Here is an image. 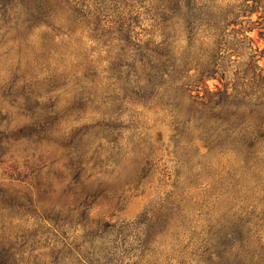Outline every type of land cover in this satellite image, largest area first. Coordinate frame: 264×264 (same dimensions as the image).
<instances>
[{
    "label": "trees",
    "instance_id": "16d2710c",
    "mask_svg": "<svg viewBox=\"0 0 264 264\" xmlns=\"http://www.w3.org/2000/svg\"><path fill=\"white\" fill-rule=\"evenodd\" d=\"M110 1L0 0V58L10 71L0 93L22 94L46 114L65 97L76 110L112 118L131 112L139 121L140 105L173 126L177 147L197 138L206 152L184 154L185 173L158 202L164 217L147 210L135 222L98 221L79 240L68 213L90 211L83 175L101 182L107 172L96 169L101 161L89 167L83 154L72 157L63 167L83 187L75 205L50 209L40 217L49 226L29 239L5 236L1 223L0 264H250L249 244L264 231V49L253 48L250 33L264 35V0H149L159 40L133 33L132 2L144 0H121L115 21L107 17ZM176 25L185 47L176 44ZM244 50L247 61L231 59ZM27 203L0 187V219ZM188 203L196 215L185 212Z\"/></svg>",
    "mask_w": 264,
    "mask_h": 264
},
{
    "label": "rangeland",
    "instance_id": "374dc122",
    "mask_svg": "<svg viewBox=\"0 0 264 264\" xmlns=\"http://www.w3.org/2000/svg\"><path fill=\"white\" fill-rule=\"evenodd\" d=\"M132 4L133 33L140 39L153 36L159 40L160 29L153 21L154 10L151 9L154 3L144 0L140 4ZM108 5L107 17L115 21L122 11L121 0H112ZM256 17L253 15L252 19ZM231 28L238 29L239 25L230 26L228 30ZM175 36L179 47L187 45L186 32L181 25L175 26ZM250 36L253 48L264 49V35H260L258 29L253 30ZM247 52L244 50L242 56L233 55L231 59L245 62L248 60ZM258 63L264 66V57ZM8 64L2 55L0 87L10 79ZM235 66L230 62L231 69ZM214 83L217 81H208L211 88H214ZM73 104L72 100L64 97L59 101L58 112L46 114L42 105L26 99L22 94L9 97L0 93V187L11 195L17 192L32 201L21 210H12L0 219L5 236L18 235L29 239L36 232L39 235L45 226H49L40 217L54 207L66 210L75 205L83 187L72 183L75 175L64 170L63 165L68 164L72 157L79 158L78 154H83V160L89 162V167L94 161H101L102 166H96V169L107 172L101 182L90 176V171L83 175L84 189L91 195L90 211L77 215L68 213L70 227L75 231L71 236H78L79 240L83 228L95 226L98 221L135 222L142 220L147 210L149 215L153 212L164 217V209H157L158 202L172 189L175 175L185 173L184 162L187 159L184 154L191 148H196L198 153L206 152L203 142L197 138L193 147H177L172 140L173 126L161 114L157 115L140 105L136 109L141 116L137 121L131 112L112 118L88 107L76 110ZM189 154L195 159L193 151ZM147 159L151 164L141 173ZM162 173H165L164 177ZM140 174L145 176V180L135 190L131 183ZM160 178L163 182L158 180ZM197 193L198 189L193 188L191 195ZM185 212L196 215V207L188 203ZM202 223L199 221L198 227ZM159 240L162 241L157 238ZM249 250L252 252V259L248 260L250 264H264V231L261 241L253 239L250 242Z\"/></svg>",
    "mask_w": 264,
    "mask_h": 264
}]
</instances>
